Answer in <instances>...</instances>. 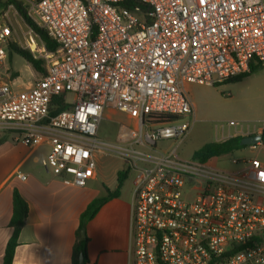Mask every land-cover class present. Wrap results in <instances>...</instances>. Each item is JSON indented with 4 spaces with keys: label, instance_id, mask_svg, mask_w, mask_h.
Returning <instances> with one entry per match:
<instances>
[{
    "label": "built area",
    "instance_id": "obj_1",
    "mask_svg": "<svg viewBox=\"0 0 264 264\" xmlns=\"http://www.w3.org/2000/svg\"><path fill=\"white\" fill-rule=\"evenodd\" d=\"M24 2L59 47L47 50L27 25L25 32L9 12L0 15V136L48 146L46 170L74 187L96 178L104 156L139 172L133 264H264V163L234 159L242 167L228 171L178 155L194 114L186 87L224 84L264 67V0ZM11 42L45 62L46 73L25 89L3 78ZM112 110L130 123L118 121L104 139L99 129ZM162 116L171 120L157 123ZM226 127L262 136L264 112L260 127ZM161 141L176 144L161 149Z\"/></svg>",
    "mask_w": 264,
    "mask_h": 264
},
{
    "label": "crops",
    "instance_id": "obj_2",
    "mask_svg": "<svg viewBox=\"0 0 264 264\" xmlns=\"http://www.w3.org/2000/svg\"><path fill=\"white\" fill-rule=\"evenodd\" d=\"M12 141L14 152L10 151L8 157L16 167L8 175L0 176V264H3L5 248L13 232L10 220L15 189L28 203V216L20 232L13 264H74L72 253L82 213L93 200L107 196L105 186L114 190L117 184L104 183L105 193L102 194L87 186L78 188L65 184L47 170L39 175L32 169L26 174L27 180L22 181L18 174L25 173L19 170L31 159L34 164L40 162L35 154L41 147L31 148ZM8 143L6 140L0 148ZM119 170H116V182ZM100 174L99 166L96 178ZM133 194L134 190L123 186L120 196L105 202L86 224L87 264H133L130 237Z\"/></svg>",
    "mask_w": 264,
    "mask_h": 264
},
{
    "label": "rangeland",
    "instance_id": "obj_3",
    "mask_svg": "<svg viewBox=\"0 0 264 264\" xmlns=\"http://www.w3.org/2000/svg\"><path fill=\"white\" fill-rule=\"evenodd\" d=\"M23 1L24 0H20ZM14 26L18 29V20L22 23L25 32L28 31L26 24L21 17H14L16 10L13 6L7 5V0H0V15L8 13ZM17 19V20H16ZM19 39L23 42V35L18 30ZM18 44L22 46V43ZM5 71L3 78L7 79L13 87L25 89L29 87L40 75L36 73L31 65L21 56L13 54L12 58L7 57L4 61ZM187 93L194 104V114L190 117L191 127L188 135L183 140L178 149V155L182 159H192L194 153L204 144L212 141H224L229 136H237L234 133L237 129L225 128L221 130V126L228 124L230 121H236L245 125L260 127V120L264 112V67L252 73L249 77L240 82H226L224 84L211 86L208 84H190ZM72 100V96L68 97ZM118 121L130 123V118L122 113L115 111H107L101 122L99 129L100 135L104 139L112 138L118 128ZM223 132L225 133L224 135ZM228 132H232L227 134ZM9 143L0 148V176L9 174L16 167L13 161L9 159V152L13 151L12 136L2 135ZM176 144V141H161L158 148H168ZM49 147H41L35 154L40 162L34 164L32 159L19 170V172L28 174L32 169L35 173L41 175L45 172L44 161L47 159ZM14 155V153H13ZM260 160L264 163V145H257L253 149L250 146L234 152L231 155L216 157L209 161V165L215 168L236 171L242 165L233 164V160ZM100 174L95 181L88 182L87 188L90 190H100L103 193V184H117L116 170H122L123 163L112 156H104L100 158ZM253 176H259L253 173ZM139 172L132 171L129 174L124 186L127 190H135L140 181Z\"/></svg>",
    "mask_w": 264,
    "mask_h": 264
},
{
    "label": "trees",
    "instance_id": "obj_4",
    "mask_svg": "<svg viewBox=\"0 0 264 264\" xmlns=\"http://www.w3.org/2000/svg\"><path fill=\"white\" fill-rule=\"evenodd\" d=\"M7 5L13 6L14 9L18 12V14L23 19L24 23L31 29L35 34L39 36L41 41L45 44L47 50L49 51H56L59 45L52 40L47 32L40 28L28 15H27V5L25 2L20 0H7ZM13 54H17L21 56L25 61H27L32 69L38 73L40 76H43L46 73L45 62L43 59H36L31 54V52L27 49L22 48L18 44L11 42L9 46V57L12 58ZM260 66H251L250 71L246 72L245 74L239 76L234 80H230L227 82H240L246 77H249L252 73L257 71ZM67 106H62L60 109L53 112L56 114L57 111H61L66 109ZM171 120V117L162 116L158 119L157 123L163 124L167 123ZM263 141L262 144L264 145V134L262 135ZM244 139L243 136L237 135L231 138H228L224 141H212L209 143L204 144L199 150H197L194 155L193 159L198 160L200 162L207 163L211 159L216 157H223L227 155H231L234 152L240 151L246 147L242 143ZM5 142V138H0V145ZM130 172L119 170L117 172V185L114 190L109 189L105 186V190L107 196L104 198H99L93 200L87 207V209L82 213L80 218V226L77 231V239L73 247L72 253V261L74 264H81L79 262L80 254H84V262L82 264L88 263L87 257V250H88V243L89 238L87 235L85 237H81V230H85L86 224L91 221L99 211L100 207L107 202L111 198H116L120 196L121 190L129 177ZM13 213L10 220V227H12L13 232L12 235L6 245L3 264H13L14 258L16 255V250L19 246V236L20 232L25 224L26 218L28 216V203L22 197L20 192L15 189L13 192Z\"/></svg>",
    "mask_w": 264,
    "mask_h": 264
},
{
    "label": "water",
    "instance_id": "obj_5",
    "mask_svg": "<svg viewBox=\"0 0 264 264\" xmlns=\"http://www.w3.org/2000/svg\"><path fill=\"white\" fill-rule=\"evenodd\" d=\"M263 137L261 135H254V136H248L244 137L242 140V143L247 146H253V145H260L262 144ZM81 237H85V230H81ZM79 262L82 264L84 262V254H80Z\"/></svg>",
    "mask_w": 264,
    "mask_h": 264
}]
</instances>
